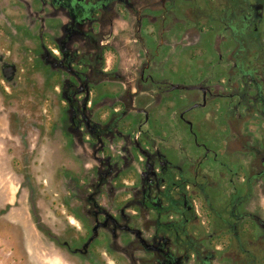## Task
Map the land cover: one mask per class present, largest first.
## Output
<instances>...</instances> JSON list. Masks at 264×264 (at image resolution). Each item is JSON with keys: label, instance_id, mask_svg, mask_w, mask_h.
<instances>
[{"label": "flooded vegetation", "instance_id": "flooded-vegetation-1", "mask_svg": "<svg viewBox=\"0 0 264 264\" xmlns=\"http://www.w3.org/2000/svg\"><path fill=\"white\" fill-rule=\"evenodd\" d=\"M2 122L66 264H264V0H0Z\"/></svg>", "mask_w": 264, "mask_h": 264}, {"label": "rangeland", "instance_id": "rangeland-1", "mask_svg": "<svg viewBox=\"0 0 264 264\" xmlns=\"http://www.w3.org/2000/svg\"><path fill=\"white\" fill-rule=\"evenodd\" d=\"M8 134L7 123H0V195L5 199L10 197L9 202L17 196L19 201L18 206H13L10 209L8 218H0V264H59L63 263L61 257L62 250L58 249L51 243L46 235L38 230L35 225V219L30 213V205L33 202V191H28L27 188L21 187L23 182L21 173L14 171L10 163V155L5 147L6 136ZM43 155H40L37 160V166L43 164ZM48 178L46 175L40 176L39 180ZM39 197L36 203L42 206ZM51 214V213H50ZM45 221L56 227L58 230V222L54 217L47 214ZM43 244L47 246L53 245L49 252H55L60 258L52 256V261H46L44 256ZM43 249V250H42ZM66 260V259H65ZM67 262V260L65 261ZM70 264V262L68 261Z\"/></svg>", "mask_w": 264, "mask_h": 264}, {"label": "water", "instance_id": "water-1", "mask_svg": "<svg viewBox=\"0 0 264 264\" xmlns=\"http://www.w3.org/2000/svg\"><path fill=\"white\" fill-rule=\"evenodd\" d=\"M42 245H43V249H44V250L43 249L42 250L44 251V256H45L46 261H52L51 257L54 256V257H58L57 261L60 262L59 261L60 257L55 252H53V251L49 252V250H51V248L54 249L53 245L47 246L46 244H43V242H42ZM61 260L63 261V263L60 262L59 264H66V262H65L66 260L63 257H61Z\"/></svg>", "mask_w": 264, "mask_h": 264}]
</instances>
